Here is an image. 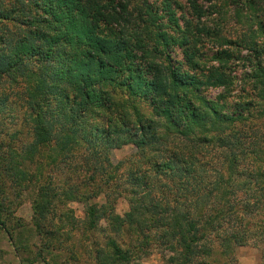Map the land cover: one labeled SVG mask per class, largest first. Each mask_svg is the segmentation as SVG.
Instances as JSON below:
<instances>
[{
	"label": "trees",
	"instance_id": "16d2710c",
	"mask_svg": "<svg viewBox=\"0 0 264 264\" xmlns=\"http://www.w3.org/2000/svg\"><path fill=\"white\" fill-rule=\"evenodd\" d=\"M77 228L102 230L95 264H220L216 247L239 264L246 245L264 264V0H0V236L20 262L72 264Z\"/></svg>",
	"mask_w": 264,
	"mask_h": 264
},
{
	"label": "rangeland",
	"instance_id": "374dc122",
	"mask_svg": "<svg viewBox=\"0 0 264 264\" xmlns=\"http://www.w3.org/2000/svg\"><path fill=\"white\" fill-rule=\"evenodd\" d=\"M173 56L175 59L179 60L180 62L184 63V57L182 55V51L180 48H176L173 52ZM185 64V63H184ZM183 64V65H184ZM203 93L208 98H215L218 96V94L221 93V89H215V88H206L203 90ZM13 123L10 121L7 123L8 125H5L6 130L7 129H17L20 128L22 124V118H23V111L20 109L19 106H16L13 109ZM18 124V125H15ZM23 140H25L23 138ZM15 145H17V141L15 142ZM135 151V148L132 145H128L123 147L122 149H117L113 153V160L115 162L122 160L126 158L127 156H130ZM35 166H32V169H34ZM36 197V188L34 186H31L28 191H26L22 197V204L17 209V216L30 222L33 216V201ZM100 202H104L105 198L101 197L99 199ZM65 207L63 210L71 209L73 210V214L78 218V220H81L84 218V205L77 201H67L65 203ZM129 202L126 198L121 197L119 198L118 202L116 203V212L120 214H124L129 210ZM80 224V223H79ZM104 222H102V225ZM107 225V224H105ZM104 226V225H103ZM108 227V226H107ZM81 230L83 229H76V232L73 236L72 240H65L61 242L60 247L62 246L63 250L58 251L62 252V259L68 260L70 259V252L66 248L71 247V242L75 241L74 246H79V252H80V261L76 262L73 260H69L72 264H95L94 256L91 257L88 256V252H86L87 249H90L91 252H93L92 247H90L92 240H96V244L94 249L99 248L101 245H103V233L101 229H97L95 232H93V239L88 241L85 240L82 236ZM86 234V233H85ZM87 235H91V233H87ZM83 238V240H82ZM41 243V242H40ZM93 245V243H92ZM57 246V245H56ZM87 247V249H86ZM0 249H3L6 252L4 259H0V264H29L25 262H20L17 256L14 254L13 247L11 246L9 240L5 235L0 236ZM174 254L172 251H166L165 256L163 255V252L156 250L151 251L147 256L145 255L140 259V261H132L130 264H167L168 259L171 257V255ZM70 256V257H69ZM67 257V258H66ZM236 257L238 258L239 264H259L260 262V250L255 247L254 245H246L241 246L237 249ZM226 256L222 254L221 248L216 247L215 252L212 256V261L214 263H220L225 260ZM114 263V262H113ZM35 264H44L41 260L36 262Z\"/></svg>",
	"mask_w": 264,
	"mask_h": 264
}]
</instances>
